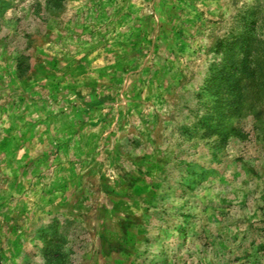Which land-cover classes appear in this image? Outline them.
Wrapping results in <instances>:
<instances>
[{
    "label": "rangeland",
    "instance_id": "rangeland-1",
    "mask_svg": "<svg viewBox=\"0 0 264 264\" xmlns=\"http://www.w3.org/2000/svg\"><path fill=\"white\" fill-rule=\"evenodd\" d=\"M242 37L264 0H0V264H264V87L208 82Z\"/></svg>",
    "mask_w": 264,
    "mask_h": 264
},
{
    "label": "trees",
    "instance_id": "trees-1",
    "mask_svg": "<svg viewBox=\"0 0 264 264\" xmlns=\"http://www.w3.org/2000/svg\"><path fill=\"white\" fill-rule=\"evenodd\" d=\"M247 40L248 38L242 37L228 43L229 46L225 51L235 48L234 53L221 61L223 72L212 75L208 81L214 86H223L224 92L229 96L226 103L231 104V107L238 106L240 109L245 104V100L250 99L253 93L260 92L264 87V59L260 57L255 45L246 44ZM240 41H245V45ZM221 78L225 79L223 84H220Z\"/></svg>",
    "mask_w": 264,
    "mask_h": 264
}]
</instances>
